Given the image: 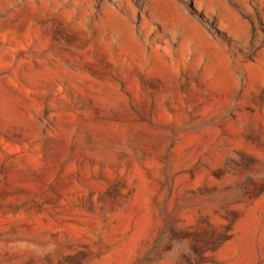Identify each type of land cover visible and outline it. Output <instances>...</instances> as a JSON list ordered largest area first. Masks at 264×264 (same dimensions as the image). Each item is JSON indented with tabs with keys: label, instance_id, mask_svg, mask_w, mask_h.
I'll use <instances>...</instances> for the list:
<instances>
[{
	"label": "rangeland",
	"instance_id": "rangeland-1",
	"mask_svg": "<svg viewBox=\"0 0 264 264\" xmlns=\"http://www.w3.org/2000/svg\"><path fill=\"white\" fill-rule=\"evenodd\" d=\"M0 264H264V0H0Z\"/></svg>",
	"mask_w": 264,
	"mask_h": 264
},
{
	"label": "bare ground",
	"instance_id": "bare-ground-1",
	"mask_svg": "<svg viewBox=\"0 0 264 264\" xmlns=\"http://www.w3.org/2000/svg\"><path fill=\"white\" fill-rule=\"evenodd\" d=\"M245 226V225H244Z\"/></svg>",
	"mask_w": 264,
	"mask_h": 264
}]
</instances>
